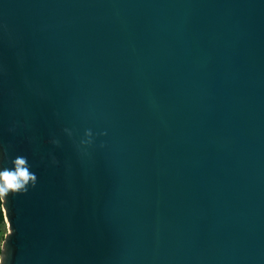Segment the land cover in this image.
<instances>
[{
	"label": "water",
	"instance_id": "95a60500",
	"mask_svg": "<svg viewBox=\"0 0 264 264\" xmlns=\"http://www.w3.org/2000/svg\"><path fill=\"white\" fill-rule=\"evenodd\" d=\"M18 155L6 264H264V0H0Z\"/></svg>",
	"mask_w": 264,
	"mask_h": 264
},
{
	"label": "clouds",
	"instance_id": "9594fccd",
	"mask_svg": "<svg viewBox=\"0 0 264 264\" xmlns=\"http://www.w3.org/2000/svg\"><path fill=\"white\" fill-rule=\"evenodd\" d=\"M67 129H65L66 131ZM91 131L84 133L85 137H91ZM91 140H82L81 144H91ZM53 145H58V140H52ZM53 163L55 159L53 158ZM31 166L25 156L18 155L11 160L10 167H3L0 171V201L6 203V198L9 194H24L29 188L36 186L37 177L34 172L30 170ZM8 235H11V227L9 225ZM6 238L0 241V264H6L7 252L5 248Z\"/></svg>",
	"mask_w": 264,
	"mask_h": 264
},
{
	"label": "trees",
	"instance_id": "16d2710c",
	"mask_svg": "<svg viewBox=\"0 0 264 264\" xmlns=\"http://www.w3.org/2000/svg\"><path fill=\"white\" fill-rule=\"evenodd\" d=\"M6 234H7L6 221L2 208V201H0V241L4 240Z\"/></svg>",
	"mask_w": 264,
	"mask_h": 264
},
{
	"label": "rangeland",
	"instance_id": "374dc122",
	"mask_svg": "<svg viewBox=\"0 0 264 264\" xmlns=\"http://www.w3.org/2000/svg\"><path fill=\"white\" fill-rule=\"evenodd\" d=\"M6 230L8 231V227H7V225H6Z\"/></svg>",
	"mask_w": 264,
	"mask_h": 264
}]
</instances>
